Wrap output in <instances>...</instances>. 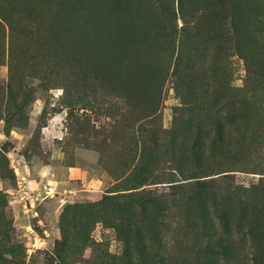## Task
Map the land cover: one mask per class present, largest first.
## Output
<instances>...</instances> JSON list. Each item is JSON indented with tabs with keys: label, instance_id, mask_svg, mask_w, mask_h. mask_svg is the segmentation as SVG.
Masks as SVG:
<instances>
[{
	"label": "rangeland",
	"instance_id": "rangeland-1",
	"mask_svg": "<svg viewBox=\"0 0 264 264\" xmlns=\"http://www.w3.org/2000/svg\"><path fill=\"white\" fill-rule=\"evenodd\" d=\"M0 264H264V0H0Z\"/></svg>",
	"mask_w": 264,
	"mask_h": 264
}]
</instances>
